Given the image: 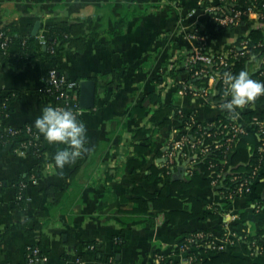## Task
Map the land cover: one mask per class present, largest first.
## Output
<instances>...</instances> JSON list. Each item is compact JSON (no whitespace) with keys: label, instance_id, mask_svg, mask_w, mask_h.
<instances>
[{"label":"crops","instance_id":"obj_1","mask_svg":"<svg viewBox=\"0 0 264 264\" xmlns=\"http://www.w3.org/2000/svg\"><path fill=\"white\" fill-rule=\"evenodd\" d=\"M147 4L152 5L147 13L132 17L124 34L109 43H105L107 34L94 39L88 33L86 48L80 54L67 49L47 62L37 60L20 69L0 66V93L15 91L19 97L10 105L12 111L6 119L12 128L29 124L36 129L35 120L42 108L52 105L49 98L39 93L50 69H60L68 79H92L97 84L96 107L86 111L84 117L89 151L63 170L49 158L40 178L28 185L25 205L19 204L14 186L0 196V264H23L29 245L40 248L45 257L43 264H74V257H80L81 253L85 254L81 258L83 264H153L156 255L165 257L169 264H184L177 245L185 233L203 230L221 241L232 215L240 218L236 225L247 228L253 235L261 229L259 222L264 220V213L255 212L243 199L232 201L227 215H219L214 220L179 221L174 226L168 223L163 212L157 214L152 226L147 216L123 211L130 209L125 199H144V192L163 189L174 198L195 197L211 205L224 203L215 188L184 189L171 178L151 177L164 163L171 124L159 128L152 138V148L141 155L135 144L148 145L144 143L145 136H135V132L157 127L151 118L161 104L194 114L201 123L214 121L221 115L220 109L201 99L178 94V82L188 77L184 56L197 46L187 35L199 30L205 37L206 50L220 54L260 27L256 17L238 27L222 30L212 22L209 12L197 5V0H0V25L17 21L23 37L34 38L35 51L41 54L48 37L47 26L88 19L97 30L106 33L125 6L139 11ZM37 23L40 31L33 37ZM10 52L17 53V48L13 46ZM123 67L126 72L122 88L115 91L109 85L112 71ZM162 78L167 81L161 100L152 101L150 95H157L163 89L159 81ZM255 110V123L264 127V105L256 106ZM44 147L54 154L63 145L44 140ZM36 162L28 153L12 152L9 147L0 149V180L14 182L26 176ZM49 186L65 189L59 204H53V196L46 193ZM38 209L45 211L46 218L35 238L21 229L6 233ZM122 234L128 238V244L115 260L113 252L118 249L113 239ZM93 242L99 247L95 252L86 246ZM237 254L252 264H264L263 253L255 257L242 251ZM66 256L69 258L65 259Z\"/></svg>","mask_w":264,"mask_h":264},{"label":"trees","instance_id":"obj_2","mask_svg":"<svg viewBox=\"0 0 264 264\" xmlns=\"http://www.w3.org/2000/svg\"><path fill=\"white\" fill-rule=\"evenodd\" d=\"M231 5L232 3L230 2L228 6L231 7ZM151 6L152 5L147 4L143 10L139 11L137 9L128 10L125 6V8L121 9L120 17L114 21L112 29L106 31V33H101L97 30L94 23L88 19H78L70 23H64L63 25L47 26L46 30L48 31V37L45 41V49L41 54H38L35 51L34 38L23 37L17 21L6 25H0V66L11 65L15 69H20L24 65L34 63L37 60L40 62H47L56 57L57 54L62 55L67 49H73L80 54L86 48L85 38L88 33H91L94 39H99L103 33L107 34L108 40L105 41V43H109L111 39L124 34L128 21L132 17L146 14ZM232 6L241 10L252 8L254 11L258 12L261 17L258 19L260 27L253 29L248 36L240 38L236 43L225 49L226 51H233L232 49H234V47H240L242 42H247V48L243 52L244 54H241L237 59H231V66L228 68V71L235 74L241 69H246L254 79L264 80V0H237ZM249 20L250 18L248 16H244L241 20V24L247 23ZM221 29L223 30L225 28ZM13 46L17 48V53L10 52ZM233 53H235V51ZM216 55L217 54H215V56ZM254 65H257V67L252 69V66ZM56 70L61 76L64 75L60 69L56 68ZM125 72L126 68L124 67L112 71V81H110L109 85L110 87H114L115 91L121 90L122 78ZM169 76L175 78L174 73H170ZM84 80L85 79H76L78 82ZM159 81L161 88L163 89H161L160 93L157 95H150L152 101H160L161 92L166 88L165 82L167 80L162 78ZM185 81L186 83L194 85L198 90L207 87L206 78L191 79L188 76ZM216 87L218 94L213 98L219 103L223 88L219 83ZM39 93L45 96V91L43 92L42 89L39 90ZM17 99H19V97L16 95L15 91L0 93V126L2 127L0 130V149L9 147L12 152L21 149L25 153L33 155L37 162L26 176L21 177L12 183L0 180V196L9 187L14 186L17 195L22 196L19 204L25 205L28 185L33 179L40 178L42 167L46 164L49 158H52L53 154L44 147L43 136L38 134V131L31 125L26 124L22 127L12 128L6 124L7 116L12 111L10 105ZM57 103L62 104V101H58ZM262 105H264V96L258 97L248 105L247 111L240 113L241 122L244 125L252 126L255 131H249L247 134L240 136L230 154L226 155L224 149L214 150L208 157L199 160L193 166V169H185L183 162L180 165H177L176 163L175 172L171 173L169 176H166L167 170L164 168L152 172L151 177L154 178L158 175L163 177L165 175L164 177L171 178L175 184L180 185L184 189L210 188L212 187V181L218 180L220 187L217 190H219V193L224 200L223 204L211 205L207 201L195 197L174 198L166 194L165 189H163L155 193L144 192L142 195L144 199H125L127 208L130 209H124L123 211L130 215L147 216L146 218L152 226H154L155 217L161 212L164 213L168 223L172 226L176 225L179 221L192 219H200L203 221L208 219L214 220L219 215L230 213L232 201L227 198L230 193L228 188L237 184V181H233V177L236 175L240 177L241 180L251 177L250 175H252L255 168L264 165L262 164L264 162V153L261 154L259 152V147L264 144V135L260 134L261 126L257 125L254 120L256 115L255 107ZM179 110V108L161 104V107L151 118L153 123H157V127L145 130L142 129L135 132V136L143 134L145 136L144 143L148 145L141 147V145L135 144V148L138 150L139 155L146 152L149 148H152V138L158 133L160 127L171 124V127L179 126L181 129H184L186 125L189 124V119L194 114H178ZM168 114L169 116L165 117ZM228 114L229 113L226 112L225 115H219L214 121L203 124L216 122L218 126L213 131H218L224 123H229V120H227ZM262 115L264 116V111L262 112ZM220 120L222 121L219 122ZM216 139L221 140V137H217ZM212 165H214L213 168L211 167ZM219 174L221 175L219 176ZM23 185L27 187L23 189ZM64 192L65 189H61L57 186H49L46 189V193L49 196H53V204H59L61 202ZM130 202H132V204ZM250 204H258L261 207L260 213H264V173L260 175V180L255 184V195L250 200ZM45 218V211L43 209H38L32 217L27 218L23 223L8 229L6 233L21 229L26 231L31 238H35V233L43 229V220ZM259 226L261 229L257 234L253 235L247 230V228L243 229V227L235 224L234 227L241 232L239 242L231 246L228 250H214L208 248L207 245H204V247L200 249V253L204 257H199L198 264H252L248 262L246 258L241 257L237 253L242 251L246 255L255 257L256 254H253V245L255 243L257 245L256 247L259 248V251L261 250L260 254H264L263 219L260 220ZM198 232H203L207 235L203 240L204 244L214 239L206 231L200 230L192 233H185L179 242H183L185 238ZM113 242L115 248L118 249V251L113 252V256L116 260L119 251L127 246L128 238L124 234L118 235L113 239ZM91 244L98 246L95 242L87 243L86 246L88 247ZM84 256V253L80 254V258H84ZM64 258L68 259L69 257L66 256Z\"/></svg>","mask_w":264,"mask_h":264},{"label":"built area","instance_id":"obj_3","mask_svg":"<svg viewBox=\"0 0 264 264\" xmlns=\"http://www.w3.org/2000/svg\"><path fill=\"white\" fill-rule=\"evenodd\" d=\"M234 5L237 0H197V5L207 10L211 16L212 22L220 28H234L241 24V20L244 16L256 17L259 19L261 15L254 11L252 8L246 10L236 9L229 3ZM189 40L197 43L195 49L184 56V67L188 76L191 79H203L206 78L207 87L202 90H198L194 85L186 83L185 79L178 82V94L183 97H189L191 99H201L207 105L211 104L222 111L221 115H225L227 112L222 108L224 102L230 99V96H225L224 92L226 85L223 81V74L229 72L228 68L231 66V59H237L247 48V42H242L240 47H234L233 51H224L223 53L215 54L209 53L206 50L205 37L199 30H195L187 35ZM235 51V53H233ZM217 73V75H216ZM264 74V73H263ZM221 84L223 93L219 99V103L213 98L218 94L216 85ZM45 96L52 101L51 106H60L71 108L78 116V118L84 121L85 110H82L79 105V91L80 82L74 79H68L64 75L57 73L56 68L50 69L45 77L42 87ZM62 101V104L57 102ZM248 110V105L242 109H238L239 115L233 117L228 114L229 123H224L218 131H213L218 125L216 122L210 124H203L199 122L195 115L190 117V122L184 129L179 126L171 127V133L169 136L168 147L164 153V163L162 168L167 170V175L175 172L176 163L180 165L184 163L185 169H193V166L201 159L208 157L214 150L224 149L226 155L230 154L233 147L237 144L240 136L247 134L249 131H255L252 126L244 125L240 118V113ZM185 113L182 109L178 111V114ZM188 114V113H186ZM220 120L219 122H221ZM260 134L264 135V127H260ZM40 134L39 132H37ZM217 137H221V140H217ZM24 152L21 149L16 152ZM259 152L264 153V144L259 147ZM212 163V162H211ZM264 164V162L262 163ZM214 165L211 167L213 168ZM190 173V171H189ZM264 173V165L255 168L251 177L243 180L238 176L233 177V181H237L235 186L228 188L230 193L228 199H252L255 195V184L260 180V175ZM191 174V173H190ZM221 174H219L220 176ZM165 176V175H164ZM218 176V177H219ZM33 179L32 181H35ZM212 188L218 189V180H214L211 183ZM25 185L22 186L25 189ZM22 196L17 195V200L20 201ZM255 212L260 213V206L258 204H251ZM227 215V214H226ZM240 220L239 216L232 215L230 221L226 222L224 227V234L221 241L212 239L207 243H203L206 238V234L198 232L192 234L190 237L185 238L183 242H179L177 250L183 257L184 264H198L199 257H204L200 253V249L207 245L208 248L214 250L230 249L231 246L239 242L241 232L234 227L235 223ZM253 245V254H260L261 250ZM89 251H97L98 246L91 244L88 247ZM74 264H83L80 257L75 256ZM45 257L40 248L36 245H29L26 248L25 262L23 264H43ZM11 264V263H9ZM153 264H169L165 257L161 255L155 256V262Z\"/></svg>","mask_w":264,"mask_h":264},{"label":"clouds","instance_id":"obj_4","mask_svg":"<svg viewBox=\"0 0 264 264\" xmlns=\"http://www.w3.org/2000/svg\"><path fill=\"white\" fill-rule=\"evenodd\" d=\"M223 81L226 85L224 95L230 99L223 103L222 108L233 117L239 115L238 109L264 96V80L254 79L246 69L235 74L225 72ZM35 127L47 143L63 145L52 155L55 166L60 170L89 151L86 123L71 108L43 107L35 120Z\"/></svg>","mask_w":264,"mask_h":264},{"label":"water","instance_id":"obj_5","mask_svg":"<svg viewBox=\"0 0 264 264\" xmlns=\"http://www.w3.org/2000/svg\"><path fill=\"white\" fill-rule=\"evenodd\" d=\"M40 31V23H37L32 32L33 37H37ZM97 84L93 80L80 82L79 105L82 110L90 111L96 107Z\"/></svg>","mask_w":264,"mask_h":264},{"label":"rangeland","instance_id":"obj_6","mask_svg":"<svg viewBox=\"0 0 264 264\" xmlns=\"http://www.w3.org/2000/svg\"><path fill=\"white\" fill-rule=\"evenodd\" d=\"M218 191H219V190H218ZM237 199H241V198H237ZM237 199H232L231 201H234V200H237ZM243 200H246V201L250 204V200H251V199H245V198H244ZM250 205H251V204H250Z\"/></svg>","mask_w":264,"mask_h":264}]
</instances>
